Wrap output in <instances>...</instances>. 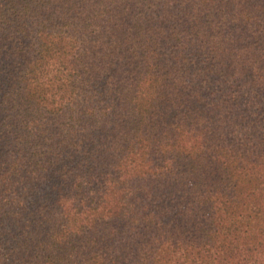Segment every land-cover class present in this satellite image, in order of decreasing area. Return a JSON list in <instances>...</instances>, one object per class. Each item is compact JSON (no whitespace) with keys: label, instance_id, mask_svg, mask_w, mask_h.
Listing matches in <instances>:
<instances>
[{"label":"trees","instance_id":"trees-1","mask_svg":"<svg viewBox=\"0 0 264 264\" xmlns=\"http://www.w3.org/2000/svg\"><path fill=\"white\" fill-rule=\"evenodd\" d=\"M0 264H264V0H0Z\"/></svg>","mask_w":264,"mask_h":264}]
</instances>
